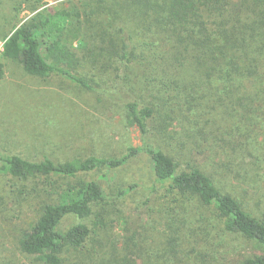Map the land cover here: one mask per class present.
<instances>
[{
	"label": "trees",
	"instance_id": "trees-1",
	"mask_svg": "<svg viewBox=\"0 0 264 264\" xmlns=\"http://www.w3.org/2000/svg\"><path fill=\"white\" fill-rule=\"evenodd\" d=\"M68 4L16 29L5 39L4 59L30 76H62L108 99L143 145L121 157L68 161L0 150V171L15 181L11 199L37 214L19 240L21 252L45 264H63L69 252L94 264H217V236L227 234L250 247L237 264H264V212H248L224 186H242L263 170L247 122L264 106V0ZM141 155L151 159L156 182L169 184L164 197L174 204L156 228L159 244L147 251L132 233L121 247L99 251L92 245L114 216V198L136 186L108 191L91 175ZM72 217L80 222L61 230Z\"/></svg>",
	"mask_w": 264,
	"mask_h": 264
},
{
	"label": "rangeland",
	"instance_id": "rangeland-1",
	"mask_svg": "<svg viewBox=\"0 0 264 264\" xmlns=\"http://www.w3.org/2000/svg\"><path fill=\"white\" fill-rule=\"evenodd\" d=\"M33 1L0 0V66H3L0 150L21 153L25 157L48 153L68 161L91 155L121 157L129 147H141L140 131L130 127L125 114L108 99L83 90L62 76L54 75L49 79L30 76L20 62L4 59L2 45L16 29L44 9L54 12L69 6L68 0H42L39 9L33 12L31 8L39 0ZM73 43L78 46L77 41ZM247 123L255 132L251 141L257 143L262 173L251 180L245 178L242 186L229 185L232 183L224 186L230 188L248 212L257 216L264 212V106L256 108ZM91 176L101 181L108 191L116 186L123 189L136 186L119 200L114 198V216L108 217L106 230L96 236L92 246L111 252L113 246L121 247L126 236L136 233L140 234V243L147 251L155 250L159 244L156 230L162 228V217L174 204L164 197L169 184L156 182L151 159L141 155L119 170L98 171ZM14 185L15 181L0 171V264H45L19 249V240L31 229L37 214L35 207L28 203H14L9 193ZM78 222L77 218H69L61 230ZM217 237L222 245L217 264H237L247 256L250 247L240 236ZM98 240L102 241L100 245ZM63 259V264H81L82 261L94 264L74 252L65 253Z\"/></svg>",
	"mask_w": 264,
	"mask_h": 264
},
{
	"label": "built area",
	"instance_id": "built-area-1",
	"mask_svg": "<svg viewBox=\"0 0 264 264\" xmlns=\"http://www.w3.org/2000/svg\"><path fill=\"white\" fill-rule=\"evenodd\" d=\"M4 44H5V42L2 45V55H3V52H4Z\"/></svg>",
	"mask_w": 264,
	"mask_h": 264
}]
</instances>
